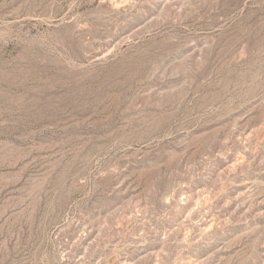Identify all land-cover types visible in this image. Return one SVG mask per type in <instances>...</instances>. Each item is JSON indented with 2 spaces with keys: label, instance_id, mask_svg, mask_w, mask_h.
Wrapping results in <instances>:
<instances>
[{
  "label": "rangeland",
  "instance_id": "1",
  "mask_svg": "<svg viewBox=\"0 0 264 264\" xmlns=\"http://www.w3.org/2000/svg\"><path fill=\"white\" fill-rule=\"evenodd\" d=\"M0 264H264V0H0Z\"/></svg>",
  "mask_w": 264,
  "mask_h": 264
}]
</instances>
